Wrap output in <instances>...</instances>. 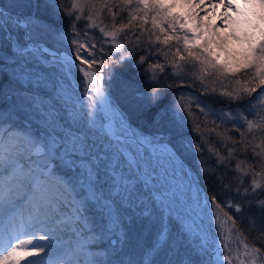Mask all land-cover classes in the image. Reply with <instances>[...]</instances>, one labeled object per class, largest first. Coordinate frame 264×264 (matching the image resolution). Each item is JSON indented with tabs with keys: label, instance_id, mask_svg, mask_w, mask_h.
I'll return each mask as SVG.
<instances>
[{
	"label": "snow or ice",
	"instance_id": "1",
	"mask_svg": "<svg viewBox=\"0 0 264 264\" xmlns=\"http://www.w3.org/2000/svg\"><path fill=\"white\" fill-rule=\"evenodd\" d=\"M248 2L259 6L264 24V0ZM133 3L128 23H113L112 31L93 18L105 8L111 13L112 7L123 10ZM174 6L163 0H71L70 6L64 0H0V264H213L208 234L190 222L186 202L182 208L154 177L158 168L183 172L186 148L176 113L184 121L185 113L193 115L192 104L184 96L176 106L165 103L164 92L153 85L138 95L140 69L154 53L146 45V54L134 58L140 36L135 42L125 37L127 48L117 42L134 20L143 28L149 18L152 31L164 37L156 41H176L175 75L184 71L179 57L190 66L188 78L199 81L202 97L238 109L196 103L203 116L196 124L201 137L202 125L215 132L227 124L240 136L226 138L236 147L225 143L227 156H218L217 164L230 161L240 146L245 154L251 148L254 162L243 168L245 161H239L234 171L240 175L229 181L217 177L220 192L205 197L222 238L223 254L215 264H264V27L246 20L242 34H233L246 50L234 63H222L211 40L198 44L201 34L187 29L179 15H169ZM85 8L91 10L88 27L111 38L101 44L109 43L116 59L103 46L81 42L77 24ZM257 28L258 37L252 31ZM164 69L159 62L149 64V80L159 82L157 70ZM113 85L121 96H114ZM175 86L183 85L166 87ZM80 96L86 106H78ZM134 114L154 130L141 127ZM257 134L260 142L254 143ZM69 232L74 242L65 241Z\"/></svg>",
	"mask_w": 264,
	"mask_h": 264
},
{
	"label": "rangeland",
	"instance_id": "2",
	"mask_svg": "<svg viewBox=\"0 0 264 264\" xmlns=\"http://www.w3.org/2000/svg\"><path fill=\"white\" fill-rule=\"evenodd\" d=\"M4 3H8L9 0H3ZM66 6L71 5V0H64ZM166 4H174L175 6L169 9V15H179L183 22L185 23V26L187 29H193L195 32L200 33L201 35L197 39L198 44H203L205 40H211L212 43L209 45L211 48L213 54L219 58V61L224 63H234L236 60L241 58L243 52L246 50L247 45L238 41L234 37V33L236 35H241V28H247V25L244 23L246 20H252L256 24H260L259 21V14L261 12V9L258 5H253L252 3L248 2V0H163ZM231 2L233 4V7H226V5ZM134 6V3L124 12V16H121L122 21L125 22V24L128 23V19L131 13V7ZM117 8V10H113ZM121 7H112L111 13H115V18H113L112 14L109 12L107 8L100 11V15L97 18L95 15L93 16L94 19H96V22L100 24L102 27H106L108 31H112L111 25L114 23L116 27H119V24H116V17H118V14L120 13ZM91 13V10L88 8H85L84 15L82 19L85 21L87 29L90 31L88 33V36L85 37L83 34L80 36V40L83 43H95L97 45V49H99L101 46L104 48V52L108 50H112L109 43L101 44L102 38L103 40L110 41V37H102V34L99 33L98 28H89L88 25L91 23L86 19V17ZM81 19V20H82ZM80 20V21H81ZM103 21V23H101ZM120 22V20H118ZM117 22V23H118ZM142 21L141 20H135L133 21L134 28L125 29L124 32L119 33L117 36V42L124 45L125 48H127L129 45L125 44V37L128 41L132 42V38L129 36V33H133L134 31L139 30L144 37V44L146 41H148L149 35H151L152 43L150 45H156L160 46L161 49L159 50V58H165V53H167V50H164L167 48V46H177L176 41L172 40L168 45H164L161 42L156 41V36L159 35L161 38V41L163 40V34L159 32H153L152 31V25H151V19L149 18L148 23L143 25V28L140 27ZM261 27H264V24H260ZM166 27V25H165ZM70 31V29H69ZM255 36H259V28L252 30ZM177 34H180L178 31ZM135 35V33H134ZM148 45L149 49L151 46ZM145 45H143V48ZM182 50V45H181ZM114 52V51H113ZM117 54V53H116ZM142 54H146L144 51L141 50H135L133 52V56L135 59H139V56ZM101 55L99 52H97V56ZM119 55V54H118ZM168 55V53H167ZM152 58L155 57V54L150 56ZM148 57L145 61L144 65L141 67L140 71H147L149 72L148 76H151V71L148 70V65L153 64L152 59ZM156 58V57H155ZM177 64H180L181 67L184 68V71L180 73V78L188 77L190 66L185 65L183 61L176 60ZM8 71H11V69H8ZM177 69H174L172 67V70L170 72H165L169 75H175V72ZM158 72V71H157ZM164 74V72H163ZM219 86V84H217ZM139 88V87H138ZM113 93L116 97L121 96V93L119 89L113 85ZM138 95H143V92L141 91L138 93ZM80 102H84L86 106V101L83 100V97L80 96L77 98V103L79 106ZM133 119L136 121L139 120L142 123L145 121L142 120V116L133 115ZM147 124V123H145ZM150 131V130H148ZM151 132V131H150ZM220 137V136H217ZM258 137V136H257ZM247 138L251 139V135L247 133ZM219 144L220 149H213L211 148L213 144H208L207 147H203L205 155H202V157L208 158V154L210 152L213 153V160L217 162L218 156H222V150L226 149L223 145L226 143L228 144V147H235L232 145V143L228 140L225 141V143H221L219 140L218 142L214 144ZM221 143V144H220ZM217 144V146H218ZM208 149H211V151H208ZM251 148H249L250 150ZM193 153L198 152L196 148L189 149ZM249 151L246 153L248 154ZM227 156V154H225ZM249 156L239 153H234L233 157L230 159V161H225V164H228L226 170H234L236 164L244 160L245 164L242 165V167H246L248 164ZM185 161V160H184ZM199 166V161H198ZM190 169V168H189ZM191 170V169H190ZM236 172V171H235ZM157 173H154V177L158 182H162L166 187H169L171 189V194L174 196L178 204L183 208L185 202L188 206L189 212H190V222L194 223V225L198 226L197 231H202V234L207 233L209 237V248L208 251L211 254V259L214 261L213 257V249L216 248L219 243L220 239L217 237V235L212 231L210 228L207 227V225L204 223L203 218V212L201 211V200L203 199L202 189L199 187L198 183L195 181H192L187 173L184 171L180 174L178 172H173L170 168L167 169V172L163 169L158 168ZM191 173L193 171L191 170ZM238 173V172H237ZM189 188L191 191H189ZM178 189V192H177ZM207 195H209L207 191ZM199 205V206H197ZM187 210V209H185ZM188 213H186L187 215ZM207 215L209 216V219L216 227V222L213 217V215L208 211L207 209ZM64 239L66 242H74V238L72 234L69 232L64 235ZM247 242V241H246ZM249 243V242H247ZM249 246L252 245L249 243ZM241 253L243 252L242 245L240 246ZM223 254V248L222 243L221 246L217 252L218 255ZM243 258V257H242ZM31 259V258H30ZM21 264H26V261L22 260ZM214 264V262H213ZM234 264L236 262L234 261Z\"/></svg>",
	"mask_w": 264,
	"mask_h": 264
},
{
	"label": "trees",
	"instance_id": "3",
	"mask_svg": "<svg viewBox=\"0 0 264 264\" xmlns=\"http://www.w3.org/2000/svg\"><path fill=\"white\" fill-rule=\"evenodd\" d=\"M127 9L128 8L120 10L118 17H116V24H119V25H121L122 23L125 24V22L122 21L121 16H124V12ZM135 9H136V5L134 3V6L131 7V12L134 11ZM113 10L116 11L117 8H115ZM118 20H120V22H118ZM61 23H64V21H61ZM151 25H152V23H151ZM77 27H78V29H80L81 34H83L85 30L88 33L90 32L87 29L85 21L83 19L78 22ZM132 27L134 28V24ZM134 33H135V35H134ZM129 34H130L129 36L132 38V42H135L136 36H140V50L143 51V49L145 48V47L143 48V45L146 46L148 41H146V43L144 44L145 41H144V37L141 36V32L139 30H137V31H134L133 33H129ZM150 46H151L150 51L155 54L156 58L155 57L152 58L150 56L149 57L152 59L153 63L159 62L160 64L165 65L164 74L159 73V70H157L159 82L150 81L149 76H148L149 72L147 71V69H145V71L141 72L142 75L140 78V83L137 84V87H139L143 93L144 92H150L152 90L150 85L161 88L162 91L164 92V96H165L164 102L170 103L173 106H176L179 104V97L180 96H184L185 101L191 102V104H192L191 111H192L193 115L191 117H188L186 113L184 114V121H187V123H185L184 121L181 120V113L179 111H177V113H176V121L181 124V127L179 130L184 136V143H185V148H186L183 160H185V162L188 164L189 168L193 171V174L201 180V182L203 183V185L207 189L209 196H211L214 193L218 194L220 192L221 185L217 182V177H223L226 181H229V180H233L234 177L239 176L240 173H237L231 169L226 170V168L228 167L227 166L228 164L224 163L223 165H218L217 162L212 159L213 158L212 152H210L208 154V158H206V157H202V155L206 154V153H204V151H198V152L193 153L189 149L196 148V145L198 143L202 144L203 147H207L208 144H213V146L211 148H213V149L219 148L220 149V145L217 143L218 144V146H217V144H214V143L218 142L219 140L221 141V143H225V141L227 140L226 138L228 136H232L233 139L239 140L240 136L238 133L235 132L232 124H227L225 126L216 128L215 132L205 130L204 126L202 125L201 126V132H203V137H201L200 132H198L196 130V124L200 123L203 120V116L200 115L199 110L196 108V103L200 102L201 104H203L205 102H208V103H211L213 108L223 109L226 112L227 111H233L235 109V105H229L228 103L221 102L220 100L211 101V100H209V98L207 96L202 97L201 96L202 89L199 85V81H192L188 77L180 78L181 76L177 77V76H173V75H169V74L165 73V72H170L172 70L171 61H172L173 55L175 53V47H176L175 45L167 46V48L164 49V50H167V53H168L167 59L159 58V50L161 49L160 46H156V45H150ZM106 53L110 54L111 59H116L118 56V53L116 54L115 52H113L111 50L106 51ZM178 59H179V57H176L177 61H178ZM118 70L123 71V69H118ZM240 79L243 81L245 79V77L241 76ZM225 83H227V82H225ZM168 84L183 85V86H175L172 88H167L166 86ZM216 86L218 88L220 87L218 85H216ZM228 90H231V87H229ZM235 110H238V109H235ZM212 119H215V117H212ZM142 120L145 121V118L142 117ZM136 122L139 123L141 125V127H143V128H146L150 131L154 130L151 127V125L148 123L147 124H145V122L142 123L141 121H139L137 119H136ZM217 123L219 124L220 121H217ZM239 126L240 125H236V127H239ZM169 127H171V125H169ZM208 127L211 128L212 126L209 125ZM241 131H245V128L241 127ZM217 133H222L224 139L221 140V137H217ZM245 135L247 137V132H245ZM259 135L260 134H257L258 138L255 141H253L254 143L260 142ZM248 151H249V153L245 154L242 146H240V151H237L236 153H239V154L242 153L244 155L249 156V159H248V164H249V163H253L254 161L252 160L251 149ZM257 151H259V149H257ZM225 154H227V149L222 150V156H226ZM198 161H199V166H198ZM247 165H246V167H243V168H247ZM256 170L259 171L258 166H257ZM243 179L245 180V186H247V183L251 179V174H249V176L243 177ZM225 211H229L230 215H238V214L232 213L230 209H225ZM245 215L247 216V214H245ZM241 230H243V228ZM255 232H256V230L253 229V234L249 236L248 241H247L251 245L254 242L253 236L255 235ZM255 243H256L257 247H260L259 242H255Z\"/></svg>",
	"mask_w": 264,
	"mask_h": 264
},
{
	"label": "water",
	"instance_id": "4",
	"mask_svg": "<svg viewBox=\"0 0 264 264\" xmlns=\"http://www.w3.org/2000/svg\"><path fill=\"white\" fill-rule=\"evenodd\" d=\"M183 167H184V169H185V171L190 175V172H189V169H188V167H187V165H186V163L183 161ZM190 177L193 179V180H195V181H197L198 183H199V185L201 186V187H203V185H202V183H201V181L198 179V178H196V177H194V176H192V175H190ZM202 194H203V200H202V203H201V210L203 211V213H204V218H205V220H206V222H207V225L217 234V236L219 237V239H220V243H219V245L216 247V248H214L213 249V257L214 258H217V252H218V250H219V248H220V246H221V243H222V238L220 237V234L217 232V229L212 225V223L210 222V219H209V217H208V215H207V207H205V197H206V190L205 189H203V191H202ZM215 260L216 259H214V264H215Z\"/></svg>",
	"mask_w": 264,
	"mask_h": 264
}]
</instances>
